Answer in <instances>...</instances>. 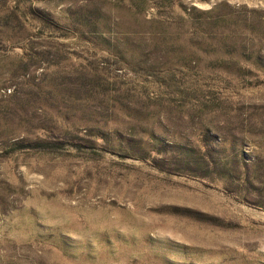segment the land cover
Masks as SVG:
<instances>
[{
  "label": "rangeland",
  "instance_id": "rangeland-1",
  "mask_svg": "<svg viewBox=\"0 0 264 264\" xmlns=\"http://www.w3.org/2000/svg\"><path fill=\"white\" fill-rule=\"evenodd\" d=\"M0 264H264V0H0Z\"/></svg>",
  "mask_w": 264,
  "mask_h": 264
}]
</instances>
